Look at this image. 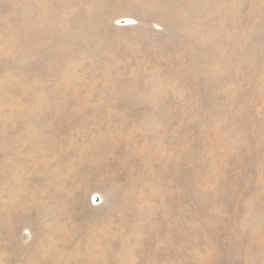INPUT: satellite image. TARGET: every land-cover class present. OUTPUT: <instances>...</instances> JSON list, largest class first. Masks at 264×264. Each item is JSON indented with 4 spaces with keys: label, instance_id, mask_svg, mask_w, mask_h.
I'll return each mask as SVG.
<instances>
[{
    "label": "rangeland",
    "instance_id": "374dc122",
    "mask_svg": "<svg viewBox=\"0 0 264 264\" xmlns=\"http://www.w3.org/2000/svg\"><path fill=\"white\" fill-rule=\"evenodd\" d=\"M0 264H264V0H0Z\"/></svg>",
    "mask_w": 264,
    "mask_h": 264
},
{
    "label": "water",
    "instance_id": "95a60500",
    "mask_svg": "<svg viewBox=\"0 0 264 264\" xmlns=\"http://www.w3.org/2000/svg\"><path fill=\"white\" fill-rule=\"evenodd\" d=\"M121 24H127V22L124 21V22H121Z\"/></svg>",
    "mask_w": 264,
    "mask_h": 264
}]
</instances>
